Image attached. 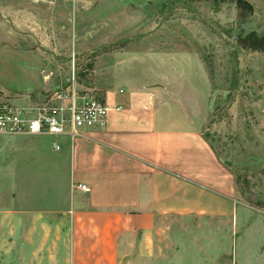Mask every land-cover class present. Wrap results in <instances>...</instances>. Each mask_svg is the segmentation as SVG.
I'll use <instances>...</instances> for the list:
<instances>
[{
    "label": "crops",
    "instance_id": "obj_1",
    "mask_svg": "<svg viewBox=\"0 0 264 264\" xmlns=\"http://www.w3.org/2000/svg\"><path fill=\"white\" fill-rule=\"evenodd\" d=\"M168 55L111 64L100 128L0 134V264H264V219L157 73Z\"/></svg>",
    "mask_w": 264,
    "mask_h": 264
},
{
    "label": "rangeland",
    "instance_id": "obj_2",
    "mask_svg": "<svg viewBox=\"0 0 264 264\" xmlns=\"http://www.w3.org/2000/svg\"><path fill=\"white\" fill-rule=\"evenodd\" d=\"M154 52L171 57L157 73L264 219V0H0V95L29 93L50 73L53 85L73 64L102 94L112 63L142 69ZM176 54L186 55L170 69Z\"/></svg>",
    "mask_w": 264,
    "mask_h": 264
},
{
    "label": "built area",
    "instance_id": "obj_3",
    "mask_svg": "<svg viewBox=\"0 0 264 264\" xmlns=\"http://www.w3.org/2000/svg\"><path fill=\"white\" fill-rule=\"evenodd\" d=\"M53 74H46L49 80ZM56 85L38 94L0 95V134L68 136L71 140L84 131L105 123L108 106L95 87L81 84L74 64L65 77L58 72ZM53 148L58 150L56 143ZM82 192L89 188L82 183Z\"/></svg>",
    "mask_w": 264,
    "mask_h": 264
},
{
    "label": "trees",
    "instance_id": "obj_4",
    "mask_svg": "<svg viewBox=\"0 0 264 264\" xmlns=\"http://www.w3.org/2000/svg\"><path fill=\"white\" fill-rule=\"evenodd\" d=\"M202 134H203V138L209 143V145L211 146V148L214 150L215 154L217 155L216 150H215L214 145L212 144V142H211L210 140H208L207 136H206L204 133H202ZM217 157H218V155H217ZM218 158H219V157H218ZM219 160H220V158H219ZM220 161H221V160H220ZM221 162H222V161H221ZM222 164H223L227 169H229L225 163L222 162ZM229 170H230V169H229ZM230 171L233 173V175L235 174L232 170H230Z\"/></svg>",
    "mask_w": 264,
    "mask_h": 264
}]
</instances>
